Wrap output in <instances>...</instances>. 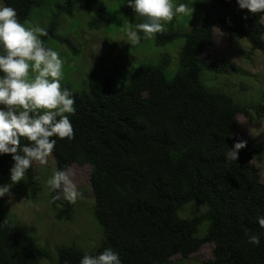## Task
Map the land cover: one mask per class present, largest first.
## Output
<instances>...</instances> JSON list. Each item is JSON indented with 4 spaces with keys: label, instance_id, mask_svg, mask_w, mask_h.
Returning a JSON list of instances; mask_svg holds the SVG:
<instances>
[{
    "label": "trees",
    "instance_id": "16d2710c",
    "mask_svg": "<svg viewBox=\"0 0 264 264\" xmlns=\"http://www.w3.org/2000/svg\"><path fill=\"white\" fill-rule=\"evenodd\" d=\"M80 1L1 0L24 25L37 18L47 31L41 37L46 48L55 42L74 52V42L61 34L60 25L63 16H74ZM126 4L124 0L123 15L133 17V26L142 22ZM189 7L201 13L198 25L154 37L156 46L183 40L172 77L165 73L169 58L162 56L141 63L117 86L114 76L94 71L87 73L84 88L61 86L74 99L75 113L69 116L73 138L56 139L54 169L90 165L93 214L102 231L97 247L85 252L74 244L54 250L38 245L0 198V264H79L85 253L104 248L117 251L122 264H168L175 255L188 258L205 244L214 246L212 258L203 264H264V229L256 222L264 216V181L254 163L264 161V144L235 134L236 116L264 117V103H239L201 78L204 72H240L231 61L202 57L214 42L217 25L230 42L245 39L264 54L263 15L239 9L235 0H193ZM88 26H110L103 0ZM240 141L244 147L236 161L225 159ZM20 143L28 141L21 138ZM12 163L10 154L0 155V185L9 182ZM26 186L36 199L41 188L33 164L26 171ZM53 195L49 192V202L57 219H72L73 203L62 195L52 201ZM191 201L204 202V211L182 217L179 212ZM245 232L258 235L259 245L247 243Z\"/></svg>",
    "mask_w": 264,
    "mask_h": 264
},
{
    "label": "rangeland",
    "instance_id": "374dc122",
    "mask_svg": "<svg viewBox=\"0 0 264 264\" xmlns=\"http://www.w3.org/2000/svg\"><path fill=\"white\" fill-rule=\"evenodd\" d=\"M99 1L87 3L86 0H81L73 17L61 18L60 32L74 42L76 52L60 43L50 42L51 49L57 51L63 61L61 86L69 85L73 90L86 87L87 73L90 71L100 76H114V85L117 86L121 81L128 79L141 63L154 62L162 56L169 58L165 73L167 77H172L179 67V51L183 40L156 46L155 34L151 39H143L139 45H129L122 41L125 29L133 26L134 22L133 17H126L122 13L124 0H103L110 18V26L91 29L88 21L94 15ZM191 1L193 0H172L173 5L185 3L189 11L182 16L174 17L171 22L164 25L163 31L187 30L199 24L201 13L199 15L189 7ZM0 5H3L1 0ZM262 21L264 23V15ZM38 24L40 22L34 17L25 26ZM202 57L213 62L231 61L240 69V72L202 73L201 78L208 87L227 92L239 103H264V54L260 50L251 49L250 44L242 38L230 42L225 30L217 25L214 42L202 52ZM235 125L237 136H250L255 143L264 144L263 116L253 114L248 117L238 114ZM254 163L258 164L260 179L264 181V161ZM33 168L41 188L40 193L36 199L30 198L25 174V179L11 186L9 193L1 198L9 213L40 246L54 250L57 246L74 244L85 252L96 248L102 231L93 214L94 198L90 186V165L74 163L67 170L80 192L77 201L73 203L72 219L68 221L57 219L56 207L49 202V191L45 182L55 168L52 154L47 158L46 164L34 162ZM204 209V202L191 201L179 214L182 217H189ZM204 227L205 225L200 227V235L204 233ZM213 246V244H205L188 258L175 255L168 264H203L205 260L212 258ZM43 264L54 263L44 261Z\"/></svg>",
    "mask_w": 264,
    "mask_h": 264
},
{
    "label": "clouds",
    "instance_id": "9594fccd",
    "mask_svg": "<svg viewBox=\"0 0 264 264\" xmlns=\"http://www.w3.org/2000/svg\"><path fill=\"white\" fill-rule=\"evenodd\" d=\"M239 9L264 15V0H235ZM127 7L142 22L125 29L122 41L136 45L140 39H151L163 31L174 17L186 14L185 3L173 5L172 0H127ZM47 36L39 25L25 26L17 19L14 8L0 5V155L10 154L9 183L0 185V198L11 186L25 179L34 163H47L56 139L72 140L73 128L69 116L75 113L74 99L61 87L63 61L57 51L46 48L41 37ZM31 73V75H30ZM21 138L28 141L21 144ZM244 142L234 143L225 159L235 160ZM52 201L61 198L75 203L80 196L70 175L63 169H53L46 180ZM264 229V216H257ZM247 243L258 246L260 237L245 232ZM79 264H122L119 253L104 248L97 254L85 253Z\"/></svg>",
    "mask_w": 264,
    "mask_h": 264
}]
</instances>
